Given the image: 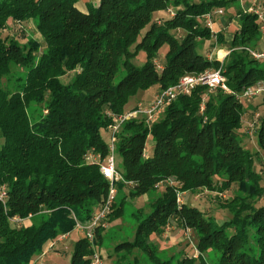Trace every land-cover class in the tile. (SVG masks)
Listing matches in <instances>:
<instances>
[{
    "label": "trees",
    "instance_id": "1",
    "mask_svg": "<svg viewBox=\"0 0 264 264\" xmlns=\"http://www.w3.org/2000/svg\"><path fill=\"white\" fill-rule=\"evenodd\" d=\"M77 1L0 0V31L10 19H35L45 44L42 49L33 38L22 44L0 32V186H8L7 202H0V264H29L46 242L88 221L102 203L109 182L85 155L94 149L107 156L109 113L134 108L129 105L136 96L154 85L161 91L187 74L220 67L229 91L198 86L166 106L151 128L140 118L122 124L116 152L126 182H118V189L132 182L130 195L139 196L165 180L174 183L151 202L152 212L140 219L135 239L118 247H138L153 264H212L204 256L208 250L221 252L216 264H264V204L256 206L264 185L256 155L238 132L245 111L240 94L264 84V60L247 49L262 36L257 15L239 8L232 16L239 27L221 61L202 52L214 39L205 15L235 0H98L88 3V11ZM170 8L172 17L154 21L156 12ZM225 44L219 31L213 46ZM163 47L159 70L156 58ZM141 50L147 60L139 65L135 59ZM16 67L26 74L11 85ZM33 104H45L47 110L37 120L29 111ZM150 134L155 144L145 157ZM257 136L264 150V117ZM233 184L239 192L222 204L232 217L222 223L196 206L178 204V191H224ZM123 212L124 202H116L110 221ZM172 219L195 230L203 254L158 255L150 237L164 233ZM104 230H96L94 243ZM94 252L93 242L80 238L72 264H91ZM131 264H139L138 258Z\"/></svg>",
    "mask_w": 264,
    "mask_h": 264
},
{
    "label": "rangeland",
    "instance_id": "2",
    "mask_svg": "<svg viewBox=\"0 0 264 264\" xmlns=\"http://www.w3.org/2000/svg\"><path fill=\"white\" fill-rule=\"evenodd\" d=\"M252 1L253 0H235L228 6V8H222L224 11L223 13H215L214 19H218L220 16H226L228 18L227 30L229 31L230 25L231 29L235 30L236 26H239L238 18L234 17L235 22H233L231 17L235 16L239 8L247 10L251 6ZM260 1L264 5V0ZM88 3L97 4L98 0H90ZM174 13L175 12L173 8L158 11L154 15V21L160 23L165 18L169 16L172 17ZM149 27L150 25H148L143 30L142 34H144L149 29ZM0 32L3 37L14 36L18 38L22 41V44H25L28 39L33 38L34 40L42 43V49L45 47L43 36L37 28V21L35 19H27L23 21H13L10 19L6 27ZM214 42L215 39H212L211 42L210 40L207 41V48H211V51L212 49H215L213 46ZM221 47L223 46H218L217 49ZM165 50H167L166 47L161 48L159 55L156 58V63L159 70H162L165 62ZM222 54L223 51H221V55ZM146 60L147 53L144 50H141L135 61L137 64L142 65L146 62ZM77 72L78 70L67 74L62 78L63 81L66 83L69 82ZM13 73L14 74L11 75L9 80V84L11 85H14L18 82L17 78L19 76L25 77L26 74L25 70H21L17 67ZM123 75L124 72L122 71L119 73L118 78H121ZM157 88L158 86L154 85L144 91H141L136 96L137 99H134L129 105V108L136 106V104L140 102L147 103L154 99L153 97ZM241 94L239 99L243 103L245 111L244 120L242 121L243 125L238 130V132L243 140L244 145L256 155L255 167L256 170L262 175V184L264 185V150L260 149L257 136L258 125L261 121V118L264 117V93L255 96ZM139 96L142 97V100H140L141 98L139 99ZM29 111L33 120H37L44 113H46L47 110L45 104H33L29 108ZM106 139H109V133H107ZM154 144V137L152 134H150L148 136L145 148L146 156H149L152 153ZM115 156L117 165L120 166V154L116 152ZM219 180L220 179L216 178V182ZM168 182L169 180H165L158 184L157 189L150 193V198H147L149 197L147 194L132 196L130 195L129 191V199H127V197L124 199L125 196L123 192H120V194L117 196L116 202L117 205L124 202V212L112 221H109V227L104 230L105 234L100 238L99 243H93L94 250L102 255L103 262L105 264H131L134 262L135 258H138L139 264H153L148 259L147 255L144 254L143 251L138 247H133L132 249L127 250L126 247L118 246L125 241H133L135 239L136 230L140 219L144 218L147 213L152 212L151 202H154V200L157 199L158 195L165 189L166 185H168ZM237 192L239 191L236 184H233L230 188L224 191H214L206 187L198 188L196 190L178 191V204L180 206L186 202V204H194L198 206V208H200L203 212H205V214L215 217L219 223H222L232 217L231 212L227 208H224L222 204L232 199ZM263 204L264 198L260 199L256 203V206H261ZM35 220L39 221L40 219L37 217ZM27 221L28 220L25 219L23 224ZM173 227H175V229ZM85 236V231L76 225V227L62 241H59L58 238H56L46 242L40 252L32 255L29 264H72L76 244L80 238ZM150 240L156 245L158 255L161 258H169L174 255L181 256L183 254L185 256L197 257L203 254L197 249L196 245L198 237L195 230L192 228L182 227L180 224H178L177 219H172L169 222L164 235L163 233L161 235L153 234L151 235ZM220 255L221 252L217 250H208L204 252L206 260L212 264H216L218 262Z\"/></svg>",
    "mask_w": 264,
    "mask_h": 264
},
{
    "label": "built area",
    "instance_id": "3",
    "mask_svg": "<svg viewBox=\"0 0 264 264\" xmlns=\"http://www.w3.org/2000/svg\"><path fill=\"white\" fill-rule=\"evenodd\" d=\"M257 15L260 32L264 37V5L260 0H253L251 6L247 9ZM222 8H218L211 13L205 15L207 25L214 33V39L218 36V30L214 29V14L223 13ZM250 55L257 60H264V48H247ZM229 53V52H228ZM198 86H207L210 90H215L222 87L229 91L226 83V76L223 74L222 67L218 69H207L200 73H191L183 76L178 83L157 93L154 99L147 103L140 102L134 108L129 109L123 113L115 114L109 113L112 118V123L108 126L109 139L108 154L102 157L101 153L90 149L86 156V161L90 164H99L100 170L109 182L108 192L104 197L102 203L94 210L91 218L86 222H78L77 226L85 231L86 238L93 242L96 239V230L98 228L107 229L109 227L110 216L114 211L115 203L118 195V182L124 181L121 172L118 169L116 162V143L118 133L120 132L122 124L130 119H142L147 126L151 128L153 122L158 118L159 114L173 102L180 95L191 94ZM264 93V85L258 84L250 87L241 95L255 96ZM144 156H146L144 151ZM133 184L132 182H127ZM169 183L173 184L174 181L169 179ZM8 199V186H0V202L6 204ZM17 219V218H16ZM23 220V219H20ZM91 264H104L102 255L97 251L92 255Z\"/></svg>",
    "mask_w": 264,
    "mask_h": 264
},
{
    "label": "crops",
    "instance_id": "4",
    "mask_svg": "<svg viewBox=\"0 0 264 264\" xmlns=\"http://www.w3.org/2000/svg\"><path fill=\"white\" fill-rule=\"evenodd\" d=\"M90 0H78L77 1V6L78 8H80L81 10L83 11H88V2ZM231 10V9H230ZM171 17V16H169ZM227 21H228V18L226 16H220L218 19L215 18L214 19V29L215 30H218V31H223L224 34H225V39H226V44L221 47V48H218L217 47L212 51H211V48H207V40L204 45H203V48H202V52L205 53L209 58H213V57H217L219 60L223 61V59L225 58V56L228 54L229 52V42L233 39V36H234V32L235 30L239 27L236 26L235 30H232L231 29V25L229 26V31L227 30ZM232 21L235 22V18H232ZM231 24V23H230ZM233 25V23H232ZM211 42V40H210ZM257 48L261 49V48H264V37L261 36L260 40L258 41L257 45H256ZM221 51H223V54L221 55ZM263 84V83H262ZM264 85V84H263ZM160 92V89L159 87L157 88L156 92H155V95L153 98H155V96L157 95V93ZM141 98V99H140ZM137 98H135L136 100ZM139 99L142 100V97L139 96ZM139 102V101H138ZM244 120V115H243V118H242V121ZM243 125V124H242ZM108 133V132H107ZM107 133L105 134V137L107 136ZM155 143V141H154ZM122 161V159H120ZM133 184H125V186L122 188V189H119L118 190V195L120 194V192L122 191L124 196L127 197V199H129V191L131 188H133ZM147 195H149V197L147 198H150L151 194L150 193H146ZM117 195V196H118ZM117 201V200H116ZM187 203V202H186ZM194 205V204H192ZM196 206V205H194ZM198 207V206H196ZM175 229V227H173ZM105 231L102 232V235H104ZM70 233V232H69ZM69 233H66V234H63V235H60L58 237V240L59 241H62ZM165 234V232L163 233V235ZM103 247V246H101ZM105 264V263H104Z\"/></svg>",
    "mask_w": 264,
    "mask_h": 264
}]
</instances>
